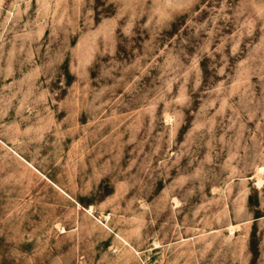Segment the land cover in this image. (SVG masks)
Wrapping results in <instances>:
<instances>
[{"label":"rangeland","instance_id":"1","mask_svg":"<svg viewBox=\"0 0 264 264\" xmlns=\"http://www.w3.org/2000/svg\"><path fill=\"white\" fill-rule=\"evenodd\" d=\"M0 264H264V0H0Z\"/></svg>","mask_w":264,"mask_h":264}]
</instances>
